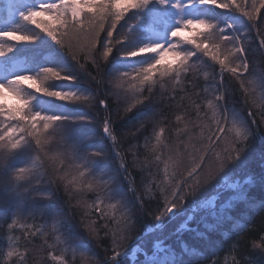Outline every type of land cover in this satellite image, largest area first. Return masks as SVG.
I'll return each instance as SVG.
<instances>
[{
  "label": "snow or ice",
  "instance_id": "1",
  "mask_svg": "<svg viewBox=\"0 0 264 264\" xmlns=\"http://www.w3.org/2000/svg\"><path fill=\"white\" fill-rule=\"evenodd\" d=\"M262 9L3 0L0 264H264Z\"/></svg>",
  "mask_w": 264,
  "mask_h": 264
},
{
  "label": "trees",
  "instance_id": "2",
  "mask_svg": "<svg viewBox=\"0 0 264 264\" xmlns=\"http://www.w3.org/2000/svg\"><path fill=\"white\" fill-rule=\"evenodd\" d=\"M2 2L3 0H0V3ZM261 18L264 19V9L261 10ZM9 43H12V42L9 41ZM262 227H264V219H261L258 217L256 221L255 229L253 230L252 233L249 234L250 238H254L255 234L259 232ZM40 243H41L40 240L36 241L37 246H39ZM49 243L50 244L52 243L51 239H49ZM97 251L102 253V249H97ZM53 255L57 257H59L60 255V248L56 247L55 245H53L52 248L46 247L45 250H43L42 252H37L32 257V259H30L29 264H60V260L58 258L55 260L52 258Z\"/></svg>",
  "mask_w": 264,
  "mask_h": 264
},
{
  "label": "rangeland",
  "instance_id": "3",
  "mask_svg": "<svg viewBox=\"0 0 264 264\" xmlns=\"http://www.w3.org/2000/svg\"><path fill=\"white\" fill-rule=\"evenodd\" d=\"M14 101L11 100V98H9L8 103H13Z\"/></svg>",
  "mask_w": 264,
  "mask_h": 264
}]
</instances>
